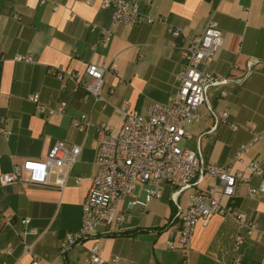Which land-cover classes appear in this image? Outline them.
I'll return each mask as SVG.
<instances>
[{"label":"crops","instance_id":"obj_1","mask_svg":"<svg viewBox=\"0 0 264 264\" xmlns=\"http://www.w3.org/2000/svg\"><path fill=\"white\" fill-rule=\"evenodd\" d=\"M142 10L163 20L113 24L111 9L101 0H0V129L8 131H0V173L26 159L43 160L55 141L81 147L64 185H56L54 176L45 185H0V262L29 264L37 258L41 264H87L96 241L104 264H182L179 250H169L167 242L177 240V214L187 209L193 192L212 185L210 176L182 190L176 204L174 189L162 183L160 198L151 199L146 207L136 201L144 200L148 185L137 183L131 195L117 202V212L124 217L120 231H98L58 256L63 234L81 225L82 203L97 171L99 143L94 127L99 123L116 127L123 101L142 114L151 103H167L177 87L181 49L167 32L169 25L191 38L213 17L223 38L206 69L227 81L207 90L199 118L185 127L191 137L182 139L184 147L206 161L243 171L249 185L259 184V178L249 174L248 163L256 161L264 169V0H153ZM103 30L110 33L107 45L93 49ZM15 55L30 60L16 61ZM89 64L107 69L98 100L85 97L82 89L51 73L62 69L88 81ZM30 95H37L39 104L47 108L64 103L65 111L41 114ZM223 111L228 113L227 123H217L215 115ZM80 115L91 121L85 132L73 125ZM230 123L238 129L232 130ZM247 123L254 129H248ZM253 133H259V140L236 158ZM246 188L247 183L241 182L231 199L219 192L216 197L239 207L258 229H264V194L249 198ZM6 218L11 226L4 225ZM25 218L30 220L27 225ZM28 227L34 232H25ZM239 232L230 215L198 220L187 264H233L234 258L239 264H262L264 236L246 235L235 248ZM24 245L30 253L24 252Z\"/></svg>","mask_w":264,"mask_h":264},{"label":"built area","instance_id":"obj_2","mask_svg":"<svg viewBox=\"0 0 264 264\" xmlns=\"http://www.w3.org/2000/svg\"><path fill=\"white\" fill-rule=\"evenodd\" d=\"M152 1L101 0V4L111 9L113 24L134 26L163 20L162 17H151L142 10V6L148 7ZM85 26L94 28L90 23H85ZM167 32L180 42L182 63L175 77L177 87L168 97L167 103H151L142 114L131 110L129 103L123 101L120 106L121 118L116 127L104 123L94 127L99 143L97 171L82 203L81 225L77 230L66 231L63 234L59 241V257L98 231L103 233L120 231L124 217L117 212V202L131 195L137 183L148 185L144 200L136 201L141 206L146 207L151 199L160 198L162 183L174 189L173 202L176 204L175 198L182 190L200 182L205 176L213 179L212 185L205 191H195L190 195L187 209L177 214L178 238L176 241L167 242L169 250H179L182 264H187L190 241L195 225L200 219L205 221L212 215L232 216L242 230L235 236V248H238L246 235L256 233L264 236V229H258L257 224L250 221L244 211L216 197V193L219 192L225 199H231L235 195L237 184L241 182L247 183L246 191L249 198L264 194V169L258 162L252 160L248 163L249 174L259 178V184L252 186L248 184L249 176L243 171L206 161L198 152L179 146L182 139L191 137L185 127L190 121L199 118L198 108L206 102L209 87L227 81L206 69L223 42L218 22L210 17L203 31L191 38L184 37L180 28L170 25L167 26ZM109 35L107 30H103L93 49L105 47ZM13 59L26 62L30 60L25 55H15ZM108 69L113 70L114 65H110ZM106 70L94 64L87 65L88 81H82L75 73H65L62 69L51 70V73L58 79L65 78L76 88L82 89L85 97L91 95L98 100L101 99ZM28 99L37 104L38 112L41 114L52 116L65 111L64 103L47 108L39 104L37 95H30ZM215 118L217 123H227L228 113L220 112ZM73 125L80 132H85L91 126V121L85 115H80L73 121ZM229 125L234 131L238 129L234 123ZM245 126L250 130L254 129L252 124L247 123ZM0 131L8 133L4 129ZM259 138V133H253L251 140L239 147L236 158L239 159ZM80 151L79 145L65 147L63 142L55 141L43 160L26 159L21 164L14 165L10 171L0 173V185L14 182L45 185L51 176H54L56 185H64ZM22 221L27 225L30 220L25 218ZM4 225L11 226V219L6 218ZM112 225L116 228H112ZM25 232L33 233L34 229L28 227ZM6 252L10 253V250ZM24 252L30 253L29 246L24 245ZM29 264L41 263L37 258H32ZM87 264H104L96 241L90 248ZM233 264H239V259L234 258Z\"/></svg>","mask_w":264,"mask_h":264},{"label":"rangeland","instance_id":"obj_3","mask_svg":"<svg viewBox=\"0 0 264 264\" xmlns=\"http://www.w3.org/2000/svg\"><path fill=\"white\" fill-rule=\"evenodd\" d=\"M179 146H180V147H184V146H185V145H184V140H182V141L179 142ZM184 148H185V147H184Z\"/></svg>","mask_w":264,"mask_h":264}]
</instances>
